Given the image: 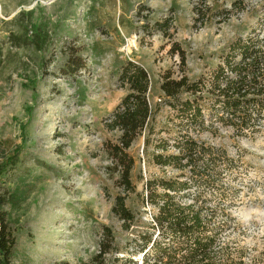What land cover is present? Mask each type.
I'll return each instance as SVG.
<instances>
[{
  "label": "rangeland",
  "instance_id": "rangeland-1",
  "mask_svg": "<svg viewBox=\"0 0 264 264\" xmlns=\"http://www.w3.org/2000/svg\"><path fill=\"white\" fill-rule=\"evenodd\" d=\"M262 20L264 0H0V195L15 238L12 264L141 262L127 249L152 220L143 198L147 180L161 172L140 137L129 150L136 192L126 202L137 223L124 229L112 208L125 191L108 151L120 137L108 119L128 94L122 66L147 69L150 101L163 105L166 73L211 78L233 41ZM73 53L85 69L68 70ZM169 116L165 105L157 131ZM202 138L239 162L223 180L240 196L231 208L237 222L223 237L239 238L232 247L253 264L264 248V134L239 138L222 128ZM108 228L116 251L100 258Z\"/></svg>",
  "mask_w": 264,
  "mask_h": 264
},
{
  "label": "trees",
  "instance_id": "trees-1",
  "mask_svg": "<svg viewBox=\"0 0 264 264\" xmlns=\"http://www.w3.org/2000/svg\"><path fill=\"white\" fill-rule=\"evenodd\" d=\"M259 26L246 39L233 41L211 78L192 82L187 76L174 79L166 73L160 86L163 105L154 107L150 101L147 69L133 61L123 64L120 82L128 94L108 119V129L120 132L117 144H110L108 151L112 171L125 191L112 208L124 229L129 231L137 223L126 202L136 192L132 182L136 160L129 150L140 137H145L149 163L161 172L147 180L143 198L153 210L152 220L145 232L136 235V246L127 249H134L141 262L130 257L128 264H245V249L232 247L239 238L223 237L237 222L231 208L240 197L223 180L239 169V162L202 137L222 128L239 138L264 134V20ZM77 54L70 56L67 66L72 72L86 68ZM165 105L170 116L157 131L156 118ZM6 204V197L0 195V264H12L15 245ZM104 233L100 258L116 251L112 230ZM260 257L264 258V248L253 264H264Z\"/></svg>",
  "mask_w": 264,
  "mask_h": 264
}]
</instances>
